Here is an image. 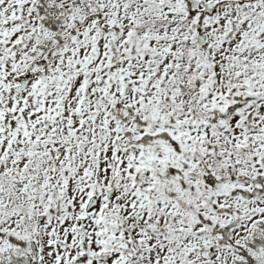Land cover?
Returning <instances> with one entry per match:
<instances>
[{
	"label": "snow or ice",
	"instance_id": "obj_1",
	"mask_svg": "<svg viewBox=\"0 0 264 264\" xmlns=\"http://www.w3.org/2000/svg\"><path fill=\"white\" fill-rule=\"evenodd\" d=\"M0 264H264V0H0Z\"/></svg>",
	"mask_w": 264,
	"mask_h": 264
}]
</instances>
